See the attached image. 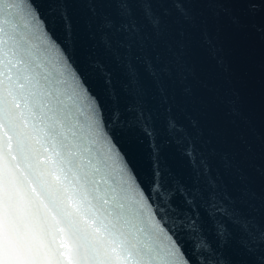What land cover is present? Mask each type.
<instances>
[{
	"label": "snow or ice",
	"instance_id": "6c2138e0",
	"mask_svg": "<svg viewBox=\"0 0 264 264\" xmlns=\"http://www.w3.org/2000/svg\"><path fill=\"white\" fill-rule=\"evenodd\" d=\"M119 6L131 14L129 0ZM72 7L52 0L48 8L57 11L45 12L37 0H0V264H223L207 241L199 244L202 259L189 248L188 235L200 232L196 200L205 193L189 195L186 219L155 195L171 173L151 113L139 109L134 122L106 114L94 83L102 78L101 92L114 96L117 74L92 53L81 64ZM102 27L105 49L114 31L139 32L134 22L106 19ZM87 28L86 39L95 40L97 30ZM123 69L125 89L136 85L139 94L135 65ZM185 155L195 167L191 146ZM208 200L210 215L231 216L215 193ZM217 235L227 242L222 223Z\"/></svg>",
	"mask_w": 264,
	"mask_h": 264
},
{
	"label": "water",
	"instance_id": "95a60500",
	"mask_svg": "<svg viewBox=\"0 0 264 264\" xmlns=\"http://www.w3.org/2000/svg\"><path fill=\"white\" fill-rule=\"evenodd\" d=\"M45 12L52 0H37ZM77 22L78 59L92 53L117 74L113 96L94 83L108 113L134 122L136 111L150 112L156 143L171 177L155 193L159 203L185 219L193 215L186 202L195 189L200 232L188 235L194 258L207 244L223 264H260L264 258V0H72ZM93 3H100L92 5ZM96 7L93 15L91 8ZM150 9L151 15H146ZM160 23L153 27L152 20ZM106 19L135 23L138 33L113 32V47L101 36ZM92 24L96 39H86ZM62 39V33L58 30ZM137 70V86L127 84L124 64ZM151 70L156 72L154 77ZM164 89L163 95L160 89ZM132 109V111H129ZM170 122L174 127H170ZM137 136H142L139 129ZM147 139L143 154L147 158ZM195 151L194 167L185 150ZM201 161L208 171L204 173ZM209 180L215 182L213 188ZM215 193L231 216L210 215L208 194ZM228 199H225V197ZM227 228V242L217 225Z\"/></svg>",
	"mask_w": 264,
	"mask_h": 264
}]
</instances>
